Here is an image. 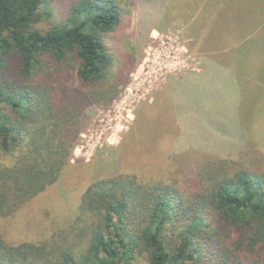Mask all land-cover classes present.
<instances>
[{"label":"trees","instance_id":"16d2710c","mask_svg":"<svg viewBox=\"0 0 264 264\" xmlns=\"http://www.w3.org/2000/svg\"><path fill=\"white\" fill-rule=\"evenodd\" d=\"M53 2L0 0L4 219L59 181L83 108L111 104L127 72L114 69L106 43L122 22L118 0H72L57 17ZM255 169L225 161L184 189L134 175L96 181L72 227L38 243H10L0 231V264H264V173Z\"/></svg>","mask_w":264,"mask_h":264},{"label":"rangeland","instance_id":"374dc122","mask_svg":"<svg viewBox=\"0 0 264 264\" xmlns=\"http://www.w3.org/2000/svg\"><path fill=\"white\" fill-rule=\"evenodd\" d=\"M71 1L54 0L56 17L61 11L56 9H67ZM118 1L122 22L106 43L116 59L114 69L122 67L127 72L122 79L117 76L114 86L118 90L111 104L83 108L81 135L59 181L14 217L0 218V231L10 243H38L72 227L89 186L120 174L134 175L147 184L176 183L184 189L196 176L207 180L208 172L221 168L225 161L246 163L264 173V88L253 84L246 90L238 107L239 124L233 118L222 121L224 129H219L218 122L207 115L184 122V112L198 109L199 101L194 89H182L189 98L184 103L177 80L192 71L199 59L183 34L163 29L167 15L183 1ZM247 51H262L264 61L258 41L251 40L235 52ZM256 60L259 63L260 57ZM68 85L73 90L80 86L76 77ZM82 92L90 95V90ZM183 122L196 128L195 135L207 133L208 138L202 136V143L192 146L193 138L186 139ZM231 123L239 136L225 132L232 129Z\"/></svg>","mask_w":264,"mask_h":264},{"label":"crops","instance_id":"0c3cea01","mask_svg":"<svg viewBox=\"0 0 264 264\" xmlns=\"http://www.w3.org/2000/svg\"><path fill=\"white\" fill-rule=\"evenodd\" d=\"M180 1L183 3L167 15L163 29L183 34L185 41L192 43L194 55L199 59L192 71L177 80L184 103L189 102V98L182 89H194L199 101L198 109L184 112L183 121L207 115L213 123L218 122L219 129H224L222 121L229 119L234 118L239 124L241 108L238 107L246 98V90L254 87L253 84L264 88L262 51L237 53L251 40L258 41L259 50L264 49V0ZM249 58L252 59L247 61ZM184 122L181 127L188 135L184 138H193L188 141L192 146L198 147L202 136L208 138L207 133L195 135L192 132L196 128ZM231 125L232 129H225V132L232 137L239 136Z\"/></svg>","mask_w":264,"mask_h":264}]
</instances>
